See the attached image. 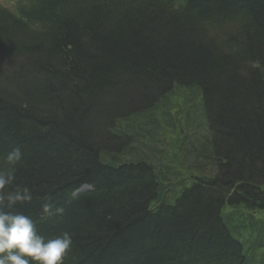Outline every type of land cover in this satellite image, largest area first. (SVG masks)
Masks as SVG:
<instances>
[{"label": "trees", "instance_id": "trees-1", "mask_svg": "<svg viewBox=\"0 0 264 264\" xmlns=\"http://www.w3.org/2000/svg\"><path fill=\"white\" fill-rule=\"evenodd\" d=\"M14 148L64 264H264V0L0 2Z\"/></svg>", "mask_w": 264, "mask_h": 264}, {"label": "clouds", "instance_id": "clouds-1", "mask_svg": "<svg viewBox=\"0 0 264 264\" xmlns=\"http://www.w3.org/2000/svg\"><path fill=\"white\" fill-rule=\"evenodd\" d=\"M22 154L14 148L6 155L9 167L0 171V264H64V258L71 250L72 236L63 232L54 237L38 233L33 219L21 212L6 211L17 203L30 202L31 191L27 186L15 183V165ZM49 203L42 204L45 212Z\"/></svg>", "mask_w": 264, "mask_h": 264}, {"label": "rangeland", "instance_id": "rangeland-1", "mask_svg": "<svg viewBox=\"0 0 264 264\" xmlns=\"http://www.w3.org/2000/svg\"><path fill=\"white\" fill-rule=\"evenodd\" d=\"M0 2L3 3L6 7H12L13 6V1L12 0H0ZM240 219H243V217H240ZM249 233L250 232H248V234ZM259 248L261 249V253H264V244L261 245Z\"/></svg>", "mask_w": 264, "mask_h": 264}]
</instances>
